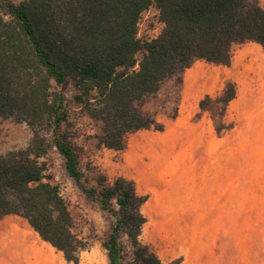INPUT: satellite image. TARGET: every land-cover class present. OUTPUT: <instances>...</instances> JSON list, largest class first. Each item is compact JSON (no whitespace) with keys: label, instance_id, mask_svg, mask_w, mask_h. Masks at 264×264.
<instances>
[{"label":"trees","instance_id":"trees-1","mask_svg":"<svg viewBox=\"0 0 264 264\" xmlns=\"http://www.w3.org/2000/svg\"><path fill=\"white\" fill-rule=\"evenodd\" d=\"M150 6L163 25L143 39L138 23ZM245 42L264 48V5L257 0H0V118L31 131L25 147L0 154V219L24 218L67 262L78 263L86 242L73 232L68 205L46 173L55 148L66 173L111 219L102 241L109 264H179L180 258L163 262L140 240L147 195L132 179L109 182L98 172L88 182L62 88L73 83L72 102L95 122L98 145L122 150L128 133L163 130L140 106L165 79L180 80L197 60L229 65L233 45ZM235 96V83L227 81L218 95L198 102L200 110L217 109V134L230 128L223 116Z\"/></svg>","mask_w":264,"mask_h":264},{"label":"rangeland","instance_id":"rangeland-1","mask_svg":"<svg viewBox=\"0 0 264 264\" xmlns=\"http://www.w3.org/2000/svg\"><path fill=\"white\" fill-rule=\"evenodd\" d=\"M257 1L264 5V0ZM162 25L157 9L150 6L141 14L138 35L155 37ZM227 81L236 85V96L223 116L230 128L217 134L211 119L217 109L200 110L198 102L205 95H218ZM62 92L70 108L74 142L81 147L79 166L88 182L98 172L109 182L117 176L134 181L136 191L147 195L140 207L146 221L139 238L163 262L180 258L179 264H264V48L254 42L235 44L229 65L197 60L180 80L165 79L140 106L143 114L164 124L163 130L128 133L122 150L98 145L95 122L72 102L71 81ZM30 137L26 124L0 118V154L25 147ZM46 161V173L68 205L72 230L87 245L77 264H109L102 246L109 215L66 173L55 148ZM213 186L219 187L218 202L225 214L216 222L199 221L202 217L193 216L191 206L201 202L203 189ZM5 223L25 226L27 233L14 230L21 238L13 244L2 237L0 264H73L24 218L7 215L0 219ZM122 242L129 250L125 236Z\"/></svg>","mask_w":264,"mask_h":264},{"label":"crops","instance_id":"crops-1","mask_svg":"<svg viewBox=\"0 0 264 264\" xmlns=\"http://www.w3.org/2000/svg\"><path fill=\"white\" fill-rule=\"evenodd\" d=\"M211 188L203 189L201 193L203 194L202 197L204 199L201 198L202 200L199 204H196L195 206H191V211H190L191 214L193 216L195 215L196 218L198 216H201L202 219H199V221H202V222L203 221L216 222L219 219V216L225 214V211H224L225 207L218 202L220 198L219 187L213 186ZM0 226H2V228L0 229V245H1L3 236L4 237L6 236L5 237L6 239L8 238V241H7L8 244H13L17 240L18 241L20 240L21 235L15 234L14 232V230L17 231L16 225L5 223V225L0 224ZM26 231L27 230H25L24 233H27Z\"/></svg>","mask_w":264,"mask_h":264},{"label":"bare ground","instance_id":"bare-ground-1","mask_svg":"<svg viewBox=\"0 0 264 264\" xmlns=\"http://www.w3.org/2000/svg\"><path fill=\"white\" fill-rule=\"evenodd\" d=\"M150 145V144H149ZM145 146V145H144ZM147 147V146H145ZM17 226V229H19L21 232H24L26 230V227L24 226L23 228H19V224H15ZM49 254V253H48Z\"/></svg>","mask_w":264,"mask_h":264}]
</instances>
